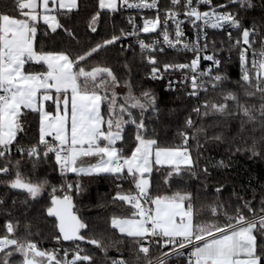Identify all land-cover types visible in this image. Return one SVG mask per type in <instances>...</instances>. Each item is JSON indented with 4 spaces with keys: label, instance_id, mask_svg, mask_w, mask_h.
<instances>
[{
    "label": "snow or ice",
    "instance_id": "6c2138e0",
    "mask_svg": "<svg viewBox=\"0 0 264 264\" xmlns=\"http://www.w3.org/2000/svg\"><path fill=\"white\" fill-rule=\"evenodd\" d=\"M264 3V0H262ZM230 4L239 5V9L252 8V0H230ZM201 6L207 10L201 11ZM79 0H0V159L6 161L0 166V174L5 176L11 172V152L14 145H19L18 136L26 132V122L29 113L39 116V138L36 144L27 148L16 147L21 157L32 160L35 168L43 160L50 159L54 154L55 164L62 178L68 173L78 177L111 176L114 180H130L134 186L127 192L122 185L117 184L118 191L112 197V202H122L130 206V215L113 216L111 228L118 230L121 241L127 238L135 246L133 251L137 264H169L173 257L186 258V264H264V201L259 212L251 202L245 201L235 208L234 214L224 206L217 204L211 207L212 216L224 217V222L217 221L197 223V209L191 192L177 191L171 195H156L150 193V175L154 165H168L165 183L174 177H197V166L200 152L193 156L190 140L195 141L197 148H203L200 143L201 134L208 140L207 129L227 126L229 122L238 120L237 135L251 144L245 151L252 157L264 156V24L245 27L238 12L227 11L229 5L213 4L212 0H169L168 6L161 5L160 0H98V8L92 15L89 28L97 31L101 12L116 13L126 9H154V19H144L142 28L134 23L132 32L113 35L97 43L83 54L71 58L66 52L42 51L37 48V36L40 22L50 29L51 33L59 35L58 29L73 39V32L65 28L58 19L78 10ZM223 9V10H222ZM161 10L164 19L161 20ZM10 12L18 13L12 15ZM183 14L185 20L196 29V39H182L184 32L181 25L185 20L178 17ZM169 21L175 25V38H170ZM160 29L162 42L159 39L151 43L138 40L140 55L151 65V79H163L169 72L187 70L179 82L169 80L167 90L179 91L180 86H188L191 91L188 97H196L209 91L219 92L220 100H205L192 108L184 122V131L178 133L182 143L174 147H162L157 138L149 135L144 114L151 110L159 112L156 95L151 90H144L137 96L128 80L121 81L111 66L96 62L87 67L89 58L99 54L110 45H115L122 37L143 33H156ZM207 29L225 31L229 52L238 51L240 63L241 87L245 88V96L259 100L256 104L242 103L234 91H225L224 85L229 77L220 71L222 58H218L219 49L215 41L208 38ZM235 29L237 38L233 42ZM44 36H50L48 30ZM170 49L179 48L194 53L190 63H163L157 55L164 53L161 46ZM259 43L257 53L253 45ZM213 49L208 54L209 48ZM253 49V58L249 60V50ZM125 49L121 48V51ZM259 57L257 59L256 57ZM231 58V57H229ZM201 59L210 61L211 66L201 70ZM84 62V63H82ZM46 65V71H29L26 65ZM125 68H128L127 63ZM131 69H128L130 74ZM174 83L176 86L174 87ZM124 87L127 92L121 96L117 89ZM55 107V112L49 111ZM106 106L107 114L102 112ZM138 110V115L133 111ZM208 118L211 123L203 121ZM201 123L197 126V122ZM135 127V147L130 155L118 147V142L124 140L127 126ZM194 129L190 136L189 131ZM262 134L257 138L255 133ZM154 132V130H153ZM51 137V140L47 139ZM211 140L223 142V132L214 134ZM235 139V138H233ZM236 151H241L236 148ZM95 158V162L92 159ZM20 160L15 162V178L5 183L11 189L26 193L24 204L38 200L41 195L51 189V206L46 208L48 217L55 218L58 235L54 239L73 242L71 259L69 250H42L37 242L21 240L13 234L17 231L20 221L15 224L9 220L5 224L6 234L0 237V264H93L94 257L86 254V250L77 242L87 241L94 245L104 256L102 264H128L123 257L112 259L107 256L108 246L101 239L88 238L82 230H87L86 223L77 213L73 203V191L80 194L82 185L64 183L59 189L50 185L47 179L37 182L25 180L20 171ZM217 167H228L224 160L216 162ZM206 176L208 168L201 169ZM62 195H57V192ZM222 191L221 188L216 189ZM4 201L0 200V205ZM15 204V201H13ZM251 215L246 216L244 210ZM10 215V213H9ZM28 235H31V225H24ZM168 248V251H163ZM190 251H186L187 249ZM159 250L160 255L152 257L151 250ZM21 259L17 261L16 257ZM173 264H180L174 261Z\"/></svg>",
    "mask_w": 264,
    "mask_h": 264
},
{
    "label": "trees",
    "instance_id": "16d2710c",
    "mask_svg": "<svg viewBox=\"0 0 264 264\" xmlns=\"http://www.w3.org/2000/svg\"><path fill=\"white\" fill-rule=\"evenodd\" d=\"M80 7L78 10H73L64 16H59L60 22L65 28L70 29L74 34V39L69 37L63 29H58L57 32L51 33L43 22H40L37 48L45 52H66L71 58H75L79 54H83L97 43H101L105 39H110L113 35H120L121 30H126V17L123 10L116 13H108L107 10L101 12L100 21L97 24V31L92 32L89 28V23L92 15L95 14L98 8V0H79ZM213 4L229 5L227 9L238 12L239 18L242 20L245 27H251L253 24L259 26L264 24V3L262 0H252L253 7L248 9H239V5L230 4V0H213ZM12 15L18 13L10 12ZM48 30L50 36L55 39L44 36V31ZM216 37V45L219 49V56L223 62L220 71L226 74L229 79L225 82V91H234L240 98L242 103L256 104L259 106V100L248 98L245 96L246 89L241 87L240 82V63L238 59V51L233 49L231 52L225 43L224 47L220 45L227 41V35L224 33H214ZM237 38V33L233 34V42ZM255 47H260L259 43L254 44ZM121 48L125 49L121 51ZM186 55L181 52L164 51L158 54L157 59L163 63H174L184 60ZM231 57V58H229ZM96 62L111 66L118 78L128 80L132 84L134 93L139 96L144 90H151L157 98L159 112L153 113L151 110L144 114L149 135L158 139V143L162 147H174L182 143L181 137L178 135L184 131V122L191 114L193 119H196L192 113V108L197 104L203 103L205 100H220L219 92L209 91L207 94L202 93L199 98L188 97L187 92L191 91L190 85L180 86L179 91L167 90L169 80L177 78L180 80L185 74L181 71L169 72L164 75L163 79L153 80L149 73L151 65L140 55V50L127 45L126 36L122 37L115 45H110L103 49L99 54H94L89 58L87 67H92ZM84 63V62H82ZM127 63L128 68H125ZM29 71L42 72L46 71V65L30 64L26 65ZM128 69H131L130 74ZM176 84H174V87ZM123 88L124 87H120ZM138 115V110H133ZM102 112L107 114L106 106L102 107ZM201 122H197L199 126ZM203 123L205 126L211 123V120L206 118ZM239 121H231L227 126L208 128V140L204 139V135L200 136V143L203 148H197L195 141L190 140V148L193 156L200 152V159L197 166V177L184 176L183 179L174 177L168 183H165L167 172L170 171L167 165H154L150 175L151 189L150 193L156 195H171L174 192H191L194 196L195 208L198 210L195 216L197 223L217 221L224 222V217L219 218L212 216L211 207L217 204H222L229 214H234V210L240 207L245 201L251 202L254 209L259 212L262 201H264V156L252 157L251 153L245 151L247 145L251 144V139L247 140V145L244 139L237 135ZM154 130V132H153ZM191 136L194 129L188 130ZM223 132L224 141L217 142L210 139L214 134ZM262 133L257 131L255 136L258 138ZM39 138V116L35 113H29L26 122V132L18 136L19 145H14L11 152V172L5 176L0 174V181H7L15 178V162L20 160V171L25 180L37 182L47 179L50 185L56 186L58 189L61 184L73 183L79 181L82 185L80 194L73 191V203L78 209V215L89 224L87 230H82L88 238L101 239L108 246L107 256L112 259L123 257L128 261V264H137L134 245L127 238L121 241V234L118 230L111 228L112 217H124L130 215L128 205L117 201L112 202V197L118 191L116 185L121 184L122 190L127 192L134 186L130 180H114L111 176L101 175L96 177H78L74 173H68L66 178H62L55 164L54 154H49L50 159L41 161L37 167H32V160L27 157H21V154L15 149L18 146L25 148L36 144ZM51 138V137H49ZM235 138V139H233ZM135 127L127 126L125 129L124 140L119 142V147L123 148L125 153L130 155L131 150L135 147ZM236 148L241 151L237 152ZM224 160L229 164L228 167H217L216 162ZM6 161L0 159V166ZM207 167L208 174L205 176L201 169ZM222 191L217 192V188ZM57 195H62L57 192ZM26 198V193L18 189H11L5 183H0V200H3V205H0V237L6 234L5 224L11 220L14 224L17 220L20 224L17 231L13 234L17 238L24 240L29 239L37 242L38 247L42 250L60 249V256H63L64 249L69 250L70 259L72 250L75 248L73 242L61 241L57 242L54 237L58 235V229L55 227V218L48 217L46 208L51 206V189L48 188L38 200L31 201L27 205L23 203ZM15 201V204L13 203ZM10 213V215H9ZM246 216L251 215L244 210ZM31 225V235H28L24 225ZM86 250V254L94 257L93 264H102L104 260L103 254L94 245L87 241L77 242ZM163 251H168L164 248ZM150 255L157 257L160 255L159 250H151ZM17 261L21 258L16 257ZM174 261L180 264H186V258H176ZM88 264V262H83ZM141 264L143 262L141 261Z\"/></svg>",
    "mask_w": 264,
    "mask_h": 264
},
{
    "label": "built area",
    "instance_id": "2783aa9c",
    "mask_svg": "<svg viewBox=\"0 0 264 264\" xmlns=\"http://www.w3.org/2000/svg\"><path fill=\"white\" fill-rule=\"evenodd\" d=\"M130 2H132V0H130ZM160 2H161V5L164 6V7L168 6V4H169V0H160ZM212 2H213V0H212ZM200 10L201 11L207 10V6H201ZM226 10L227 11H231V12H235V11H232V10H229V9H226ZM123 11L125 13L126 22H127V25H126L127 27H126L125 33L132 32V30H133V24H130L128 22L129 21V17L134 18L133 23L138 28H142L144 19H154L155 16H156V10H154V9H152V10H150V9H126V10H123ZM58 19H59V16H58ZM163 19H164L163 10H161V20H163ZM178 19L185 20V17L183 16V14H181L178 17ZM181 28H182V30H183V32L185 34L184 37H182V39L187 40L189 42L196 39V29L193 28L192 25L190 23H188L186 20H185V23L181 25ZM229 30L232 31L233 34L236 32L235 29H229ZM168 31H169V34H170V38L174 39L175 38V25L172 23V21H169ZM207 31H208V38H209L210 41H215L216 40V37L215 38L213 37L214 33H224V34H226L225 31H221V30L207 29ZM159 33H160V29H158V31L156 33H143V32H140L138 36L137 35H128V36H126L127 45L129 47H135V48L139 49L138 40H140V39L144 40L145 43H151L153 40H156V39H159L162 42V36ZM161 46L164 47L165 51L181 52L184 55H186V57H185L186 59L180 60V61H177V62H174V63H190L191 60L194 58V55H195L192 52H186V51L181 50L179 48V46L177 47V49H170L166 45H163L162 43H161ZM253 49L258 53L259 50H260V47L257 48L255 46H253ZM253 49H250L249 53H248V57H249L250 61L253 58ZM212 52H213V49L210 47L209 51H208V54H212ZM218 58H221V57L218 55ZM256 58L259 59L258 56ZM209 66H211V62L210 61H205V60L201 59V70H206ZM183 73L186 74L187 70H184ZM187 74L190 75V73H187ZM181 79H183V77ZM180 80L175 78L173 80V82H179ZM189 85H190V81H189ZM47 139L51 140V138H49V137ZM190 250L191 249L189 248L186 251H190Z\"/></svg>",
    "mask_w": 264,
    "mask_h": 264
},
{
    "label": "rangeland",
    "instance_id": "374dc122",
    "mask_svg": "<svg viewBox=\"0 0 264 264\" xmlns=\"http://www.w3.org/2000/svg\"><path fill=\"white\" fill-rule=\"evenodd\" d=\"M117 91H118V93H120L121 96H123L127 92V89L126 88H124V89L123 88H118Z\"/></svg>",
    "mask_w": 264,
    "mask_h": 264
},
{
    "label": "crops",
    "instance_id": "0c3cea01",
    "mask_svg": "<svg viewBox=\"0 0 264 264\" xmlns=\"http://www.w3.org/2000/svg\"><path fill=\"white\" fill-rule=\"evenodd\" d=\"M48 110H49V111H52V112L54 113V112H55V107L52 106V107H50ZM117 146L119 147V142H118V145H117ZM92 162H93V163L95 162V158L92 159Z\"/></svg>",
    "mask_w": 264,
    "mask_h": 264
}]
</instances>
